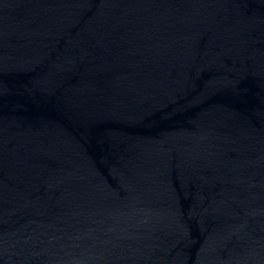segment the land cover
I'll list each match as a JSON object with an SVG mask.
<instances>
[{
    "label": "water",
    "instance_id": "95a60500",
    "mask_svg": "<svg viewBox=\"0 0 264 264\" xmlns=\"http://www.w3.org/2000/svg\"><path fill=\"white\" fill-rule=\"evenodd\" d=\"M0 264H264V0H0Z\"/></svg>",
    "mask_w": 264,
    "mask_h": 264
}]
</instances>
